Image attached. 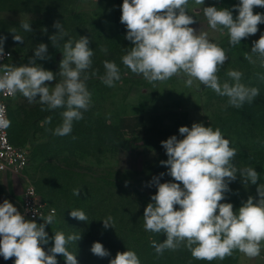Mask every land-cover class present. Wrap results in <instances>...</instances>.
<instances>
[{
    "label": "clouds",
    "instance_id": "obj_1",
    "mask_svg": "<svg viewBox=\"0 0 264 264\" xmlns=\"http://www.w3.org/2000/svg\"><path fill=\"white\" fill-rule=\"evenodd\" d=\"M190 0H123L120 22L126 26V39L132 42L121 62L131 73L142 75L148 82H163L173 76L184 80L186 87L213 90L227 97L229 105L241 108L252 103L260 95L255 86L242 82L243 73L230 69L229 79L221 80L218 73L229 59L226 50L219 46L206 31H197L191 25L196 16L189 11ZM195 5H205V0H194ZM255 7H264V0H239L233 8L204 6L193 11H202L210 29L227 32L229 43L236 46L243 38L256 34L258 25L264 23V13L254 12ZM233 9H238L234 17ZM26 32H32L31 22L21 21ZM59 29L50 39L58 48L63 43V58L59 71L53 72L36 62L37 58H48V45L40 43L34 57L28 64H0V95L13 96L17 93L29 103H39L46 110L63 109L62 122L52 129L57 136L69 135L74 122L84 119V113L92 105V92L88 81L96 76L93 67L95 51L90 47L88 36L73 39L59 21ZM14 33L16 42L24 37ZM65 37H68L65 40ZM6 36H0V59L5 55ZM101 51L108 52L106 46ZM251 54L246 59L255 63L254 54L264 67V34L253 42ZM10 55V53H9ZM104 73L99 76L103 84L115 87L122 80V69L115 60L103 61ZM57 76L60 77L57 80ZM264 80V74H258ZM56 80L55 85L46 82ZM198 82V83H196ZM51 123L45 118L41 126ZM11 121L0 105V128H7ZM178 137L171 135L161 141L167 159L160 163L167 166V174L173 179L160 182V176L153 182L158 189L144 210L146 231L163 233L162 242L153 241L158 253L186 247L197 260H223L239 251L249 258H256L264 250V182L257 187V196H249L239 208L234 209L225 199L230 183L242 178L243 183L257 184L260 173L254 167L237 168V149L219 128L194 122L191 127H179ZM182 137V138H180ZM151 186V184L149 185ZM79 196L80 190L74 189ZM223 201V202H222ZM178 206V207H177ZM43 223L25 218L10 200L0 203V257L14 264H58L57 255L62 254L66 264H79L77 255L68 245L81 236L54 232L50 237L46 225H52L56 209L44 216ZM70 215L80 221H88L83 210L72 209ZM115 227L114 219H103V227ZM49 240L54 245L45 250ZM94 255L105 257L110 252L102 242L96 241L91 247ZM110 264H142L138 254L132 250L117 252Z\"/></svg>",
    "mask_w": 264,
    "mask_h": 264
},
{
    "label": "rangeland",
    "instance_id": "obj_2",
    "mask_svg": "<svg viewBox=\"0 0 264 264\" xmlns=\"http://www.w3.org/2000/svg\"><path fill=\"white\" fill-rule=\"evenodd\" d=\"M238 2L239 0H205V5L189 4V11L197 18L191 26L197 31L208 32L210 38L223 47L229 56L218 73L221 80L229 79L226 75L227 71L236 69L243 73L242 82L246 84L253 79L259 81L258 74H264V67L261 66V61L254 54L252 55L255 63L245 58L246 55L251 54L253 42L258 40L261 34H264V23L258 25L259 31L256 34L243 38L240 44L232 46L226 31L210 29L203 12L193 11L213 5L232 9L233 5L238 4ZM122 3L123 0H0V36L7 37L5 47L21 51L27 55L20 59L21 65L29 63L30 58L34 57L35 48L40 43H46L48 45V58L43 60L37 58L36 62L55 73L59 71L60 60L63 58V48L50 46L52 41L51 35L48 33L56 30L54 23L57 21L64 24L86 22L87 34L85 36L89 37L90 47L95 51L98 65L95 68L99 72L91 78L96 86L91 91L92 105L84 113L85 117L91 116L94 119L96 116L102 115L108 119V122L120 126L130 136H145L148 128L151 129L152 127L149 133H152L160 144L161 141L168 139L173 134L179 137V127L183 125L191 127L194 122H202L205 126L211 125L213 129L217 126H223L224 131L222 133L225 138H228L231 146L237 149V156L234 160L235 166L237 168H256V161L254 160L257 155L252 148L246 147V143L250 144L252 140L261 139L264 130L256 123H251L249 126L243 124L245 119L238 113H232L234 109L233 106L229 105L227 97L220 96L203 86L197 88L195 84L191 88L186 87L184 80L176 76L163 82H148L142 75L131 73L124 68L121 57L132 46V42L126 39V26L120 22ZM254 12L264 13V7H255ZM233 15L234 17L238 15V9H233ZM23 20L31 22L32 29L37 27L39 32L35 35H33V31L26 32L21 27ZM12 31L22 35L24 37L23 42L14 41ZM101 46H106L108 52H102ZM99 57L101 59L98 60ZM105 59L115 60L122 69V80L117 82L115 87H108L99 79V76L104 73L103 61ZM59 79L60 77L57 76V80ZM56 82L53 80L46 83L54 86ZM40 105L39 103H29L27 98L17 93L10 105L11 123L20 126L27 118L28 113ZM227 116L231 119L236 118L240 124L237 127L234 126V129L233 127L224 129L223 119ZM34 119L36 120L38 117ZM44 120L37 121L34 127L36 130L35 139L45 140L42 136L48 130L46 124L41 126V122ZM229 129L232 130V133H229ZM101 149L102 164H97L98 160L95 159L93 161L89 159L87 162L94 164L95 167L109 169L112 167V175L119 184L128 185V180H130L131 183L140 186L143 195V199L137 202V208L130 215L122 216L121 214L113 217L114 221H117L118 233L121 236L126 235L130 230L135 233L138 231L143 233L141 226L144 224V210L147 204L151 202V196L158 190L152 183L153 178L160 176V173H165L164 176L160 177V182L173 179L167 174V166L160 163L168 158L166 150L162 146L160 148L142 147L132 151ZM33 165L31 160L28 176L30 182L39 190V174ZM262 182H264V167L260 179L255 185L246 186L238 174L237 179L230 183V191L226 193L225 199L227 202L233 203L234 209L239 208L249 196L258 195L257 187ZM150 184L151 186H149ZM39 193L43 200H46L59 212L58 205L51 198L42 194L40 190ZM72 221V219L63 220V217L61 219L58 214L56 222L54 221L52 225H46V231L50 237L54 236L56 231H63L66 235H80L81 238L78 241H73L68 245L69 250L77 255L79 264H99L100 262L96 261L99 256L95 255L91 258L89 253L92 252L87 251V245L84 243L85 226L78 220L75 223ZM88 227L86 224V229ZM95 236L96 234H94ZM52 245H54V240H49V244L44 246L45 250ZM108 250H110V255L104 257L106 261L110 259L113 249L109 248ZM125 250L126 248L120 247L113 252ZM57 260L58 264H66L62 254L57 255ZM223 260H213L209 263L221 264ZM231 264H264V250L256 258H249L241 252L233 254Z\"/></svg>",
    "mask_w": 264,
    "mask_h": 264
},
{
    "label": "trees",
    "instance_id": "obj_3",
    "mask_svg": "<svg viewBox=\"0 0 264 264\" xmlns=\"http://www.w3.org/2000/svg\"><path fill=\"white\" fill-rule=\"evenodd\" d=\"M189 4L194 5V0H190ZM62 24L73 39H79L80 36L87 34L86 22L84 21L77 22V24L73 22L71 24L62 22ZM52 31L48 33L51 36L58 33L59 29L56 28ZM38 32L39 28L33 27V35ZM67 38L65 37V40ZM63 43L64 41L58 47L63 48ZM51 44V47H55L53 43ZM13 51L20 55L21 59L27 56L21 51ZM96 59L94 56V68L98 66ZM254 80L246 83V85L258 87L260 95L252 103L246 102L241 108L233 107L234 111L232 113L242 115L245 119L243 124L249 126L251 123H256L264 130V80ZM94 86L96 84L89 79V90L92 91ZM62 111V108L46 110L45 106L40 105L28 113L27 118L20 126H15L12 123L9 126L11 141L19 146H29L30 162L32 160L33 166L39 174L38 187L40 192L51 198L59 207L55 222L59 214L61 219L62 217L63 220L72 219V223H75L78 219L73 218L70 212L72 209L83 210L88 217V221H78L85 226L84 243L87 245L88 252H92L91 247L94 242L100 241L106 248H112L113 251L120 247L126 248V250H134L142 264H216V262L209 263L206 260L194 259L186 247H180L177 250L166 249L163 253H158L152 242L160 243L166 237L163 233L146 231L144 224L141 226L143 233H139V231L135 233L130 230L124 236L118 233L117 221H114L115 227L110 226L105 229L103 219L109 216L113 218L121 214L122 216L130 215L137 208V202L143 199V195L140 186L131 183L130 180H128V185L119 184L112 175V167L110 169L95 167L87 160L91 159L93 161L95 159L98 160L97 164H102L101 148V150L110 148L132 151L142 147L160 148L162 145L154 138L155 136L152 133H149L152 127L151 129L148 128L145 136H130L120 126L108 122V119L102 115L92 119L91 116L85 117L84 114V119L74 122L71 134L65 136L54 135L52 129L62 122ZM35 117H38L39 120L51 117V123L46 124L48 131L42 136L45 140L34 138L36 132L34 127L39 121L38 119L35 120ZM223 121L225 124L224 129L226 127H233L234 129V126L237 127L240 124L239 120L236 118L231 119L229 116L225 117ZM85 123L88 124L85 125ZM216 128H219L222 132L224 131L223 126H217ZM229 133H232V130ZM251 143H246V147L252 148L257 155L254 160L256 166H254L262 174L264 167V134L261 139L258 141L252 140ZM74 189H79L81 194L79 196L74 195ZM86 224L89 226L87 229ZM94 234H96L95 237ZM113 251L109 260L106 261L104 257L100 258L99 256L96 261L100 262L99 264H110V260L117 254ZM238 252L234 251L233 254ZM89 254L91 258L95 256L93 253ZM232 255L226 257L221 264H231Z\"/></svg>",
    "mask_w": 264,
    "mask_h": 264
},
{
    "label": "built area",
    "instance_id": "obj_4",
    "mask_svg": "<svg viewBox=\"0 0 264 264\" xmlns=\"http://www.w3.org/2000/svg\"><path fill=\"white\" fill-rule=\"evenodd\" d=\"M21 58L22 57L15 53L11 48L5 47V55L0 59V64H14L20 66L22 64L20 60ZM13 98V96L0 95V105L4 107L8 119L10 105ZM29 163V146H19L14 144L10 139L9 127L0 128V170H9L14 174H21L29 167ZM22 204L23 213H25L27 218L42 223L43 220L39 213L47 216L51 210L55 208L40 197L37 187L32 182H28L24 187Z\"/></svg>",
    "mask_w": 264,
    "mask_h": 264
},
{
    "label": "crops",
    "instance_id": "obj_5",
    "mask_svg": "<svg viewBox=\"0 0 264 264\" xmlns=\"http://www.w3.org/2000/svg\"><path fill=\"white\" fill-rule=\"evenodd\" d=\"M28 168L25 169L21 174H14L9 170H0V203L5 199L12 201L18 208L19 211L23 213V190L25 185L30 182L28 176ZM26 219H29L25 216ZM30 220V219H29ZM38 223H42L37 221ZM15 257L4 260L0 257V264H14Z\"/></svg>",
    "mask_w": 264,
    "mask_h": 264
},
{
    "label": "water",
    "instance_id": "obj_6",
    "mask_svg": "<svg viewBox=\"0 0 264 264\" xmlns=\"http://www.w3.org/2000/svg\"><path fill=\"white\" fill-rule=\"evenodd\" d=\"M203 86V85H202ZM204 87V86H203Z\"/></svg>",
    "mask_w": 264,
    "mask_h": 264
}]
</instances>
